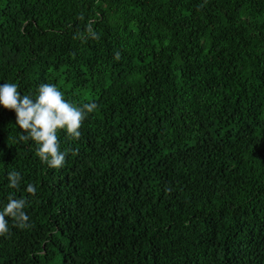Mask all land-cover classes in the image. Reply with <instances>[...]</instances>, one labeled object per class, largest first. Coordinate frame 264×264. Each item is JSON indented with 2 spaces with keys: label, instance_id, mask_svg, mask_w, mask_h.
I'll list each match as a JSON object with an SVG mask.
<instances>
[{
  "label": "trees",
  "instance_id": "obj_1",
  "mask_svg": "<svg viewBox=\"0 0 264 264\" xmlns=\"http://www.w3.org/2000/svg\"><path fill=\"white\" fill-rule=\"evenodd\" d=\"M5 82L98 107L55 169L0 105V264H264V0H0Z\"/></svg>",
  "mask_w": 264,
  "mask_h": 264
},
{
  "label": "clouds",
  "instance_id": "obj_2",
  "mask_svg": "<svg viewBox=\"0 0 264 264\" xmlns=\"http://www.w3.org/2000/svg\"><path fill=\"white\" fill-rule=\"evenodd\" d=\"M206 2V0H205ZM79 19H84L83 15ZM95 21L89 20L86 31L92 39L99 40V35L93 29ZM77 38L74 36V39ZM87 37H84L86 39ZM121 58L119 52L115 59ZM0 105L14 111L16 124L24 135L22 140H31L36 145V155L49 167L59 169L65 166L66 157L71 152L78 153V149L61 150L58 133L64 130L72 139L78 140L82 133L81 128L87 116L94 112L98 105L87 102L77 105L65 98L64 92L53 83H43L38 87V95H24L16 83L5 82L0 84ZM9 186L19 189L22 179L21 173L15 170L8 173ZM26 191L35 196L36 187L28 184ZM28 206L26 198H15L14 194L8 196V203L0 210V236H7L10 232L9 221L12 218L14 226L20 229L31 228L30 217L25 212Z\"/></svg>",
  "mask_w": 264,
  "mask_h": 264
}]
</instances>
